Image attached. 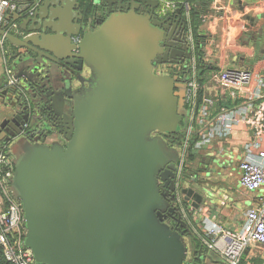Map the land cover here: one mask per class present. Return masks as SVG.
<instances>
[{
  "label": "water",
  "instance_id": "95a60500",
  "mask_svg": "<svg viewBox=\"0 0 264 264\" xmlns=\"http://www.w3.org/2000/svg\"><path fill=\"white\" fill-rule=\"evenodd\" d=\"M106 2L110 15L95 30L82 32L78 0H45L26 19L13 14L23 37L0 28L17 50L15 84L0 80V141H15L8 190L23 208L24 244L41 264H186L199 243L210 258L185 217L204 195L183 189L191 207L171 206L179 154L151 135L175 134L188 116L178 78L154 73L170 16L141 12L158 0ZM254 33L240 30L238 40ZM15 121L21 129L11 134ZM61 124L68 143L47 144L50 125Z\"/></svg>",
  "mask_w": 264,
  "mask_h": 264
},
{
  "label": "built area",
  "instance_id": "2783aa9c",
  "mask_svg": "<svg viewBox=\"0 0 264 264\" xmlns=\"http://www.w3.org/2000/svg\"><path fill=\"white\" fill-rule=\"evenodd\" d=\"M159 1V13L163 15L174 14L182 7L190 16V6L186 2ZM92 3L99 6L102 0H92ZM33 10V0H0V28L15 35H24L20 20L11 16L15 13L22 16ZM97 13L99 15L101 11ZM92 18H88V24ZM188 39L193 57L186 65L185 106L188 116L180 125L184 133V141L179 146L180 173L191 155L200 152L211 154L214 150L223 152L225 146H237L240 184L252 192L264 189V46L256 53L253 49L248 62L244 61L245 56L243 60L222 65L214 59L218 52L215 33L203 34L201 50L190 28ZM4 41L5 38L1 37V45ZM252 43L256 46V41ZM254 56L258 57L255 64L251 63ZM5 73V86L15 84V71L8 64ZM216 142L218 147L214 146ZM13 172L10 146L0 143V248L12 264H41L36 262L32 251L24 244L23 208L8 190ZM244 216L240 230L219 224L210 226L206 218L201 222L202 241L227 264H252L247 261V250L255 246L264 248V194L260 196V204L248 208Z\"/></svg>",
  "mask_w": 264,
  "mask_h": 264
},
{
  "label": "flooded vegetation",
  "instance_id": "af4514ba",
  "mask_svg": "<svg viewBox=\"0 0 264 264\" xmlns=\"http://www.w3.org/2000/svg\"><path fill=\"white\" fill-rule=\"evenodd\" d=\"M35 0H33L34 4V10L32 12L26 13L22 15L23 19L28 18L29 16H32L34 12L37 10L38 6H41L44 4L45 0H41V2L38 1V5L34 3ZM80 11L82 12L84 18L83 23L85 20L87 21L86 17V8L81 3L80 0ZM141 1V0H140ZM158 6L154 9L147 8L146 12L141 11L143 14H150L152 16H157L161 20H166L169 16V19L167 23V30L165 33L166 41L164 44V53L158 58L161 62H158L157 60L154 62V73L159 75H170L172 77H177L176 83H179L181 85L182 90L186 91V81L185 78L187 74L186 65L193 57V50L192 46L188 39V31H189V20L188 16L186 15L185 10L182 9V13L180 16H176V14H167L163 15L159 13V7H160V1L158 0ZM97 10H100L101 13L99 15L94 16L92 20L90 21V24L88 26H84L82 32H85L87 30H95L99 27L98 22L102 19L106 20L109 17L108 12V4L106 1L102 0V3L99 6H95ZM57 13L61 14V10H56ZM97 13V12H96ZM22 23V20H20V25ZM21 28V26H20ZM22 29V28H21ZM23 30V29H22ZM24 31V30H23ZM20 37L25 36L24 35H18ZM178 47V48H176ZM178 89V88H177ZM15 100H12L11 102H14ZM26 118V112H20L18 115V121L23 122V120ZM18 121H15L11 124L10 132L11 134L17 133L21 129V125ZM49 128H52V131H50L49 136L47 137L46 143L52 144L54 141H60L63 144H67V136L69 134L68 129H65L63 125H54ZM152 136H161L163 137L170 146L176 148L179 154L178 161L174 165V170L176 172V191H170L169 199L171 201V206L174 208H178L180 210L186 211L191 207V203L188 200V196L182 193V190L188 189L187 192H192L191 190L200 191L203 193H206L208 190H212L217 192L218 194L223 193L224 191H232L236 187V183L239 180L240 177V168H239V160L232 159L230 163V182L231 185L228 187L225 183V181L222 179L224 177V173L227 171L226 168H224L222 164L221 154L222 152L218 150H214L211 154H203L204 152H200L195 157L199 162L197 163V166H190L191 170H188L189 162L187 164H184V168L182 173H180L179 166H180V148L179 145L176 143H173V138L170 134L160 132L158 130L153 131ZM0 137L3 138V140H6L7 137L5 134L0 133ZM0 143L2 144V141ZM15 142L11 139L10 143H7L9 146ZM4 145V144H3ZM189 167V168H190ZM187 180V181H186ZM195 204L202 205L203 200L200 202H194ZM217 203V202H216ZM187 220V219H186ZM188 221V220H187ZM173 225H177L176 222H172ZM191 226L192 224L189 223ZM193 227V226H192ZM201 244L199 243L197 245V248H194L193 246H189L188 256L186 258V264H201V259L204 257L200 256L199 248ZM197 250V251H196ZM203 253H207V249L204 247Z\"/></svg>",
  "mask_w": 264,
  "mask_h": 264
},
{
  "label": "crops",
  "instance_id": "0c3cea01",
  "mask_svg": "<svg viewBox=\"0 0 264 264\" xmlns=\"http://www.w3.org/2000/svg\"><path fill=\"white\" fill-rule=\"evenodd\" d=\"M211 1V9L212 7L215 8L217 4H221L227 11L226 14L221 17L212 18L210 16L209 19L203 20L201 25L203 34L211 29V32L215 33L218 38V52L214 55V59L218 63L226 65L233 63L238 59L243 60V57L247 56L244 61L248 62L253 49L256 53L258 48L254 46L255 43H251L249 45H242L239 43L238 32L242 29L236 27L246 25L245 30L242 31H253L254 33V26L250 21V24L246 23V20H249L247 17H245V19L244 17H241L242 19L240 22L239 19L235 21L232 0ZM261 17L262 18L259 23H255L259 25V29L255 31V34L263 32L264 36V14ZM1 37L2 36H0V39ZM262 41L264 42V37ZM207 50L208 49L206 48V51ZM16 51V48L7 40L4 41L3 45L0 43V80L3 77H6V64L10 66L11 62L14 61ZM257 60L258 57L254 56V64ZM263 191V188L254 192L248 191L239 183L238 189L236 186L232 191H224L221 194L214 191L215 195L213 196L201 192V194L204 195L202 205L194 212V216L192 218H190L187 214H185V217L188 222L192 224L195 233L203 241L204 234L201 222L204 218L208 219V224L210 226H216L219 224L232 230H240L245 219V211L250 207L260 204V196L263 194ZM226 196L229 197L227 198ZM246 256L247 261L253 262L256 258L258 259L257 264H262L264 263V248L261 246H255L254 248L248 249Z\"/></svg>",
  "mask_w": 264,
  "mask_h": 264
},
{
  "label": "rangeland",
  "instance_id": "374dc122",
  "mask_svg": "<svg viewBox=\"0 0 264 264\" xmlns=\"http://www.w3.org/2000/svg\"><path fill=\"white\" fill-rule=\"evenodd\" d=\"M209 2H212L211 0H208ZM233 2V15L235 18V21H237V19H239V22L241 21V17H247L249 20H246V23L250 22L252 23L251 19H254L255 23H259L260 19L262 18L261 16L264 14V0H232ZM211 3L207 4V7L205 9H207L208 13L204 16V20L209 19L210 16L212 18L214 17H221L224 16L226 14V9L224 8V6H222L221 4H217L214 7H212L211 9ZM250 21V22H249ZM246 25H240L237 26L236 28L245 30ZM258 24H254V31L258 30L259 28ZM207 32H211L207 31ZM263 32L262 33H258V34H253L252 38H249L247 35H244L242 40H239L238 42L241 43L242 45H249L252 43V41H256V46L258 47L259 50L263 49L264 43L262 41L263 39ZM251 63H254V61H251ZM10 66L15 70L14 67V61L11 62ZM15 144V142H13L10 146V150L13 154V156L15 155V147L13 146ZM215 147H218V142L215 143L214 145ZM211 146V147H214ZM214 151H211V153ZM223 154H221V159H222V164L224 166V168L227 169V171L224 173V181L226 183V185L229 187L231 185L230 182V163L232 161V159H240V154H239V149L237 148V146L231 147V146H225L224 147V151L222 152ZM199 162V160H197L196 158L191 157L189 160V167L190 166H197V163ZM188 170H191V167ZM241 174V173H240ZM187 181V180H186ZM239 183H240V177L239 180L236 183L237 189L239 188ZM261 190V189H260ZM264 190V189H263ZM264 194V191H263ZM239 195V194H237ZM227 198L229 196H226ZM190 244V242H189ZM191 247V245H190Z\"/></svg>",
  "mask_w": 264,
  "mask_h": 264
},
{
  "label": "trees",
  "instance_id": "16d2710c",
  "mask_svg": "<svg viewBox=\"0 0 264 264\" xmlns=\"http://www.w3.org/2000/svg\"><path fill=\"white\" fill-rule=\"evenodd\" d=\"M80 1L86 8L87 20L88 18L94 17L95 15L98 14L96 13L98 12V10L97 8H95V6H93L92 0H80ZM180 1L186 2L190 6V14H189L190 16L188 17L189 28L192 30L195 42L198 45L197 46L198 49L201 50L200 49L201 41L203 39V32L201 30V25L203 23L204 16L208 13L207 12L208 10L205 8L207 7V4H209L210 2L208 0H180ZM170 135L173 138V143H176L179 146L182 145L184 141V133L180 129L175 134H170ZM196 156L197 155H191L190 158L191 157L195 158ZM206 249H207V253H210L211 257L207 259L206 258L201 259L200 261L201 264H220V256L215 251L210 250L208 247ZM253 262L252 264H257L258 259L255 258ZM0 264H12L5 258L1 248H0Z\"/></svg>",
  "mask_w": 264,
  "mask_h": 264
}]
</instances>
